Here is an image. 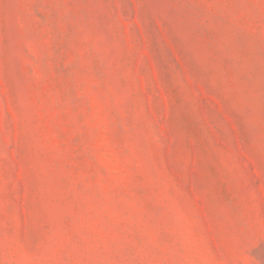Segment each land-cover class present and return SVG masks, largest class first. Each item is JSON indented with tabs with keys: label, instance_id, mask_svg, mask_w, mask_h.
<instances>
[{
	"label": "rangeland",
	"instance_id": "rangeland-1",
	"mask_svg": "<svg viewBox=\"0 0 264 264\" xmlns=\"http://www.w3.org/2000/svg\"><path fill=\"white\" fill-rule=\"evenodd\" d=\"M0 264H264V0H0Z\"/></svg>",
	"mask_w": 264,
	"mask_h": 264
}]
</instances>
